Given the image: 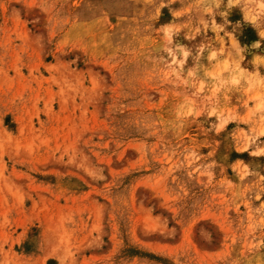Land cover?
<instances>
[{
  "label": "rangeland",
  "instance_id": "1",
  "mask_svg": "<svg viewBox=\"0 0 264 264\" xmlns=\"http://www.w3.org/2000/svg\"><path fill=\"white\" fill-rule=\"evenodd\" d=\"M0 264H264V0H0Z\"/></svg>",
  "mask_w": 264,
  "mask_h": 264
}]
</instances>
